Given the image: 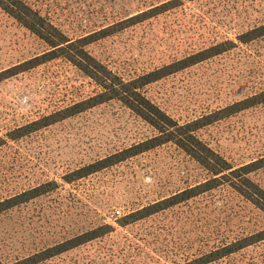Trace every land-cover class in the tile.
<instances>
[{
  "label": "rangeland",
  "instance_id": "rangeland-1",
  "mask_svg": "<svg viewBox=\"0 0 264 264\" xmlns=\"http://www.w3.org/2000/svg\"><path fill=\"white\" fill-rule=\"evenodd\" d=\"M165 0H34L67 35L78 36ZM264 23V0H196L88 47L124 78L162 66ZM45 46L0 12V71ZM264 89V37L169 76L146 95L184 122ZM97 88L57 60L0 83V136L92 95ZM116 102L0 148V198L46 180L59 188L0 215V260L30 255L202 181L205 173L166 145L74 184L63 172L150 136ZM198 136L234 165L264 153V103ZM264 182V173L255 178ZM264 227V215L228 187L214 190L41 264H180ZM218 264H264V244Z\"/></svg>",
  "mask_w": 264,
  "mask_h": 264
},
{
  "label": "trees",
  "instance_id": "trees-1",
  "mask_svg": "<svg viewBox=\"0 0 264 264\" xmlns=\"http://www.w3.org/2000/svg\"><path fill=\"white\" fill-rule=\"evenodd\" d=\"M33 1L0 0V12L45 46L42 52L1 70L0 83L50 62L61 60L89 79L97 91L86 98L7 130L3 136H0V148L9 142L25 139L101 105L116 102L149 127L152 131L151 135L90 162L67 169L60 177L64 184H74L166 145H173L197 165L205 173V178L117 218L115 226L111 223H101L12 262L4 263L0 260V264H41L71 250L104 239L116 232L117 227L126 228L222 187H228L231 192L264 215V182L255 180L258 175L264 173V153L258 154L250 161L234 165L226 156L198 136L200 130L258 108L264 103V89L184 122L174 119L145 92V88L169 76L233 51L238 45H246L263 38L264 23L238 34L234 40L226 39L213 43L162 66L134 77L124 78L92 55L88 47L177 9L185 2L196 0L161 1L75 37L67 35L51 20L47 11L45 13L43 5L38 7ZM58 188L59 183L55 179H50L0 198V215L25 206L35 199L55 192ZM259 244H264V227L221 243L180 264H218L233 259L240 252Z\"/></svg>",
  "mask_w": 264,
  "mask_h": 264
}]
</instances>
